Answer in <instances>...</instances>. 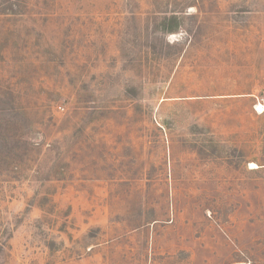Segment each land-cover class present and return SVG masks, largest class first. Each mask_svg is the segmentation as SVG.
I'll return each mask as SVG.
<instances>
[{"label":"rangeland","instance_id":"obj_1","mask_svg":"<svg viewBox=\"0 0 264 264\" xmlns=\"http://www.w3.org/2000/svg\"><path fill=\"white\" fill-rule=\"evenodd\" d=\"M0 264H264V0H0Z\"/></svg>","mask_w":264,"mask_h":264},{"label":"trees","instance_id":"obj_2","mask_svg":"<svg viewBox=\"0 0 264 264\" xmlns=\"http://www.w3.org/2000/svg\"><path fill=\"white\" fill-rule=\"evenodd\" d=\"M171 22H174L173 19L170 20ZM168 32H173V29H169Z\"/></svg>","mask_w":264,"mask_h":264},{"label":"bare ground","instance_id":"obj_3","mask_svg":"<svg viewBox=\"0 0 264 264\" xmlns=\"http://www.w3.org/2000/svg\"><path fill=\"white\" fill-rule=\"evenodd\" d=\"M254 167H255L254 165L251 166V168H254Z\"/></svg>","mask_w":264,"mask_h":264}]
</instances>
